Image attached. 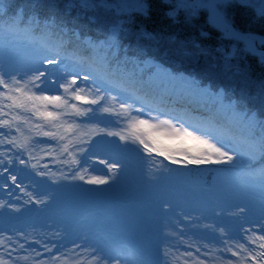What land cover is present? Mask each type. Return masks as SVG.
Listing matches in <instances>:
<instances>
[{
	"label": "snow or ice",
	"instance_id": "obj_1",
	"mask_svg": "<svg viewBox=\"0 0 264 264\" xmlns=\"http://www.w3.org/2000/svg\"><path fill=\"white\" fill-rule=\"evenodd\" d=\"M238 8L264 26V0L0 3L5 51L41 54L26 63L11 57L0 63V175L25 197L23 205L20 197L0 200V210L48 209L57 191L80 188V182L115 184L127 158L147 164V182L162 191L174 172L209 165L220 166L226 178L225 201L234 187L261 191L255 219L248 218L247 204L204 206L202 213L243 223L205 224L207 233L194 239L185 238L182 221L200 217L161 196L144 236L155 242L156 259L137 249L129 261L121 240L93 231L84 217L78 226L66 220L45 232L0 229V264H264V75L254 79L246 63L251 56L264 64V34L241 28ZM154 12L197 34L178 39L134 30L137 18ZM202 14L204 25L197 23ZM205 26L219 33V46L204 43ZM133 37L130 54L124 40ZM257 157L262 166L250 168ZM45 159L65 167L53 170L41 164ZM97 165L103 169L93 174ZM180 246L185 250L174 254Z\"/></svg>",
	"mask_w": 264,
	"mask_h": 264
},
{
	"label": "rangeland",
	"instance_id": "obj_2",
	"mask_svg": "<svg viewBox=\"0 0 264 264\" xmlns=\"http://www.w3.org/2000/svg\"><path fill=\"white\" fill-rule=\"evenodd\" d=\"M251 30L262 34L256 29ZM37 56L35 51L28 48L5 51L0 44V63L9 57L26 63L34 58L38 59ZM44 163L53 170L57 169L53 168L54 165L48 159L41 161V164ZM127 165L126 171L121 174L117 183L110 186H94L80 182V188L68 187L57 191L55 202L48 209L24 205L29 211L22 209L21 214L12 213L9 209L0 210V229L17 228L30 231L35 228L38 232H45L49 230V226L58 225L66 220L74 221V226H78L82 218L88 217V226L93 231L110 232L121 240L128 250L129 261H133L132 252L137 249L143 250L145 258H157L155 242L147 243L144 236L145 227L154 221L156 203L161 196L169 198L174 205L184 207L192 217H200L195 223L182 221L188 226L186 239L189 237L194 239L196 236L206 234L208 230L204 228L205 224L233 226L236 223H243L228 216L215 217L210 210L202 213L204 206L210 209L217 203L225 207L247 204L250 209L249 219H255L259 215L261 191L257 185L234 187V192L227 201L221 198L226 178L223 173L218 172L220 166H203L201 171L193 169L174 172L172 177L164 182L162 191L160 187L147 182L144 175L147 164L142 166L135 159L127 158ZM248 166L258 168L262 166V162L257 157ZM178 168L179 166L176 165L173 169ZM100 169H103V166L97 165L93 174H100ZM5 183L8 184L7 189L4 187ZM23 183L28 184L29 181L23 179ZM13 189L11 181L7 180V174L0 175V200L16 202V198L20 197L19 205H23L25 199L23 193ZM9 192H12V195H9ZM245 227L248 225L245 224ZM172 242L179 243L175 239ZM200 242L208 241L205 239ZM184 250V246H180L178 249L173 248L172 252L178 255ZM158 258L164 260L162 254Z\"/></svg>",
	"mask_w": 264,
	"mask_h": 264
},
{
	"label": "trees",
	"instance_id": "obj_3",
	"mask_svg": "<svg viewBox=\"0 0 264 264\" xmlns=\"http://www.w3.org/2000/svg\"><path fill=\"white\" fill-rule=\"evenodd\" d=\"M9 0H0V3L7 4ZM34 0H14L15 5H29L32 4ZM47 9L42 10L41 14L43 15ZM236 15V22L241 28L245 29H256L260 33H264V26H262L261 22L258 20H253L249 10L244 8H238L235 10ZM198 24L204 25L205 19L202 15L201 19L197 21ZM143 27L148 32L158 33L164 32L167 36L175 37L178 39H185L187 37L196 35L197 33L194 32L191 28L184 26L183 24L180 25H172L171 22L165 19L162 14L154 12L150 17L144 18L139 17L137 18L134 27V30H138L140 27ZM205 31L209 32V38L204 41L205 44L216 47L219 46V33L214 29H211L209 26H205ZM125 46H130V54L135 51V38L125 39L124 40ZM246 63L250 67L251 74L253 78H260L264 75V64H261L257 57H248ZM193 108L196 105H192ZM51 161V160H49ZM54 165L53 168H60L64 165L56 164L55 162L51 161ZM65 167V166H64Z\"/></svg>",
	"mask_w": 264,
	"mask_h": 264
},
{
	"label": "bare ground",
	"instance_id": "obj_4",
	"mask_svg": "<svg viewBox=\"0 0 264 264\" xmlns=\"http://www.w3.org/2000/svg\"><path fill=\"white\" fill-rule=\"evenodd\" d=\"M35 52H36V51H35ZM36 53H37V52H36ZM37 55L40 56L41 54H40V53H37ZM38 56H37V57H38Z\"/></svg>",
	"mask_w": 264,
	"mask_h": 264
}]
</instances>
